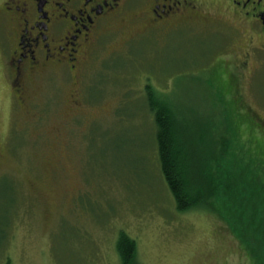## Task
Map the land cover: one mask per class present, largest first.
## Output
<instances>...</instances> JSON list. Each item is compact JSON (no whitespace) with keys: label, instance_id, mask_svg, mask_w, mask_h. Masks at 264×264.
<instances>
[{"label":"rangeland","instance_id":"obj_1","mask_svg":"<svg viewBox=\"0 0 264 264\" xmlns=\"http://www.w3.org/2000/svg\"><path fill=\"white\" fill-rule=\"evenodd\" d=\"M3 1L0 264H121L120 231L137 264H254L211 208L177 210L145 92L168 95L197 132L235 125L264 160V50L244 20L216 0L158 21L151 0H117L80 39L74 68L16 74L19 27Z\"/></svg>","mask_w":264,"mask_h":264},{"label":"trees","instance_id":"obj_2","mask_svg":"<svg viewBox=\"0 0 264 264\" xmlns=\"http://www.w3.org/2000/svg\"><path fill=\"white\" fill-rule=\"evenodd\" d=\"M150 88L147 85L145 92L155 131V157L177 210L211 208L254 264H264V160L248 151L249 141L240 132L238 136L234 122L229 135L221 128L218 134L204 127L197 132L185 112L173 108L168 95L153 96ZM225 99L228 111L241 115L236 100ZM15 199L7 206L15 207ZM115 247L121 264H137L133 238L120 231Z\"/></svg>","mask_w":264,"mask_h":264},{"label":"flooded vegetation","instance_id":"obj_3","mask_svg":"<svg viewBox=\"0 0 264 264\" xmlns=\"http://www.w3.org/2000/svg\"><path fill=\"white\" fill-rule=\"evenodd\" d=\"M117 0H4V14L18 22L17 49L12 54L16 74L66 62L75 67L77 45ZM154 20L180 16L198 9L191 0H151ZM236 13L264 50V0H216ZM13 18V19H14ZM8 22L12 24V21Z\"/></svg>","mask_w":264,"mask_h":264}]
</instances>
